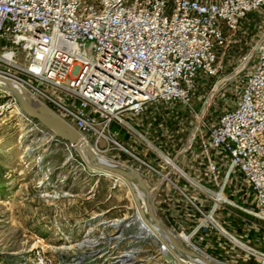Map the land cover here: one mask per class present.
I'll return each mask as SVG.
<instances>
[{"label": "built area", "instance_id": "obj_1", "mask_svg": "<svg viewBox=\"0 0 264 264\" xmlns=\"http://www.w3.org/2000/svg\"><path fill=\"white\" fill-rule=\"evenodd\" d=\"M255 13L264 27V0H0V76L95 152L111 144L137 162L109 161L143 179L174 240L144 227L133 184L135 213L91 217L75 264H264V30L234 98H211L216 50ZM0 99V121L21 114ZM139 242L169 260H136ZM32 263L54 264L44 254Z\"/></svg>", "mask_w": 264, "mask_h": 264}, {"label": "rangeland", "instance_id": "obj_2", "mask_svg": "<svg viewBox=\"0 0 264 264\" xmlns=\"http://www.w3.org/2000/svg\"><path fill=\"white\" fill-rule=\"evenodd\" d=\"M258 15L226 32L224 45L216 50L218 76L212 85L217 84V91L211 98L220 100V106L222 98H234L249 67L251 50L264 30L261 22L256 23ZM205 91L201 94L206 99L210 91ZM23 116L11 112L0 121V264H33L39 254L54 264H75L90 218L126 219L135 213V203L125 184L91 170L69 143L51 138L42 126ZM88 143L94 149V143ZM99 148L97 155L108 163L138 165L111 144ZM133 194L137 196V189ZM135 248L140 250L136 260H169L159 255L154 242H139Z\"/></svg>", "mask_w": 264, "mask_h": 264}, {"label": "water", "instance_id": "obj_3", "mask_svg": "<svg viewBox=\"0 0 264 264\" xmlns=\"http://www.w3.org/2000/svg\"><path fill=\"white\" fill-rule=\"evenodd\" d=\"M0 91L12 97L15 100L21 114L37 122L40 126H42L45 129L47 133H51L61 141L69 143L76 150H77L76 147L77 145H79V147H82L84 141L80 133L76 129H74L70 124H68L66 121L60 118L53 110H51L47 105H45L38 98H36L30 91H28L21 84L0 76ZM85 156L88 157L90 162H86L83 156L81 155L84 164L88 168H90L91 170L97 173H104L105 171H108L112 173V176L114 177L120 175L123 177L133 178L141 193L147 211H150L152 204L150 202L148 190L145 184L143 183V181L136 174H134L132 171L128 169L113 164L99 163L95 159L91 158L87 153V151L85 153ZM128 188L130 194L134 198L132 189L129 186ZM153 213L156 217L155 220L156 228L160 232L166 231V233H168V231L165 229V227L162 225V223L156 216L155 212ZM168 237L171 241L174 242L173 237L169 233H168ZM179 249L183 251L185 254L194 257V255L185 248L180 247Z\"/></svg>", "mask_w": 264, "mask_h": 264}, {"label": "bare ground", "instance_id": "obj_4", "mask_svg": "<svg viewBox=\"0 0 264 264\" xmlns=\"http://www.w3.org/2000/svg\"><path fill=\"white\" fill-rule=\"evenodd\" d=\"M83 139V145L82 147H79V145H77V150L79 151V153L83 156V158L85 159L86 162H90L88 157L85 156V153L87 151V153L89 154V156L93 159H95L96 161H98L99 163H102V164H111V163H108L106 162L105 160H103L100 156H98L96 154V152L94 151V149L89 145L88 141L82 137ZM105 175H109V176H112V173L108 172V171H105L104 172ZM117 177H119L121 179V181L126 185V186H129L131 188V186L134 184V186L137 187V184L136 182L134 181L133 178L131 177H123V176H120V175H117ZM135 197V196H134ZM142 200V199H141ZM140 201V200H139ZM141 207H139V212H138V216H139V219L142 221L144 227L149 230L150 232L154 233L156 236H158V229L156 228L155 226V220H156V217L154 215V208L153 206L151 207L150 211H147L146 209V205L144 203V201H141V203L139 204ZM153 210V211H152ZM143 211L147 213V217L148 218H145L143 216ZM166 234V236L168 237V233H166V231L164 232V235Z\"/></svg>", "mask_w": 264, "mask_h": 264}]
</instances>
